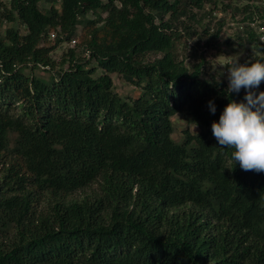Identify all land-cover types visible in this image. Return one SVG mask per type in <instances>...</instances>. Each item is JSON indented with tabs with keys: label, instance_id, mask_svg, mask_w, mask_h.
<instances>
[{
	"label": "trees",
	"instance_id": "16d2710c",
	"mask_svg": "<svg viewBox=\"0 0 264 264\" xmlns=\"http://www.w3.org/2000/svg\"><path fill=\"white\" fill-rule=\"evenodd\" d=\"M41 1L0 0V264H264V172L212 134L228 81L179 51L264 57V0ZM177 114L199 130L174 139Z\"/></svg>",
	"mask_w": 264,
	"mask_h": 264
},
{
	"label": "clouds",
	"instance_id": "9594fccd",
	"mask_svg": "<svg viewBox=\"0 0 264 264\" xmlns=\"http://www.w3.org/2000/svg\"><path fill=\"white\" fill-rule=\"evenodd\" d=\"M227 67V94L230 102L218 121L212 123V134L222 148L234 149L231 159L243 171L264 172V91L256 89L264 81V57L254 55L245 63L239 56ZM245 90L242 100L232 99V93ZM212 114L216 112L214 99L208 101ZM229 169H235L229 168Z\"/></svg>",
	"mask_w": 264,
	"mask_h": 264
},
{
	"label": "rangeland",
	"instance_id": "374dc122",
	"mask_svg": "<svg viewBox=\"0 0 264 264\" xmlns=\"http://www.w3.org/2000/svg\"><path fill=\"white\" fill-rule=\"evenodd\" d=\"M5 2L8 4L9 0H5ZM264 2V1H262ZM59 5V4H58ZM40 6L43 10H48L51 6V3L47 0H43L40 3ZM216 19H213L212 26L214 25L215 28L217 27L219 20H226V24L223 26V29L221 31V39L220 41L223 42L231 33H233L236 28H238L240 25L238 22H232V13L226 12L223 10H217L215 12ZM207 21V20H205ZM6 24L3 25V27L0 28V32L4 33L6 30ZM15 26L22 32L25 33L26 29L24 26H21L19 24H15ZM82 28V27H81ZM50 40V41H49ZM47 40L46 44L48 42L54 43L55 39L50 34V39ZM197 38L188 40L186 43V40L179 41V51L181 54V57H186V62L188 64L199 62L200 57H204V63H206L207 67L211 70L212 74L217 77V79L227 80V67L221 66V64H230L232 60H234L237 56H239V62L243 63L245 61V58L247 57V53L254 52L252 47L248 48H234V46L230 47L228 45V52L225 53V51H221L218 49V47L215 46H205L202 42L200 45H197L195 41ZM80 39H77V43H79ZM77 43H72V41H66L62 45L58 46V48L53 52V57L56 60H60L62 55L68 51V49L72 46H75ZM222 44V43H221ZM250 50V51H248ZM67 67V65H66ZM100 72V71H98ZM46 78L50 77L51 74L49 72H44L42 74ZM112 78L114 81L115 89L116 91L121 94L125 98L129 97H138L140 95V90L132 85L131 83L127 82L122 75L118 73L112 74ZM174 121V133L173 137L176 140H181L184 130L186 128H190L191 131L196 132L199 130V128L193 124H189L185 118L177 114L173 117Z\"/></svg>",
	"mask_w": 264,
	"mask_h": 264
},
{
	"label": "built area",
	"instance_id": "2783aa9c",
	"mask_svg": "<svg viewBox=\"0 0 264 264\" xmlns=\"http://www.w3.org/2000/svg\"><path fill=\"white\" fill-rule=\"evenodd\" d=\"M252 25L254 26V28L258 31L259 33V37H260V41L264 43V25H261V22L258 20V21H254L252 23ZM52 37L54 38L55 37V34L53 33L52 34ZM77 42V39H73L72 40V43H76Z\"/></svg>",
	"mask_w": 264,
	"mask_h": 264
}]
</instances>
